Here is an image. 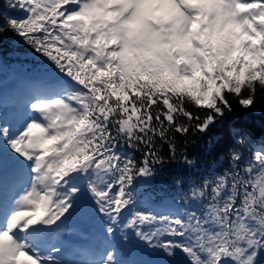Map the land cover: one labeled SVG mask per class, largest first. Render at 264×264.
Instances as JSON below:
<instances>
[{"label": "snow or ice", "instance_id": "snow-or-ice-1", "mask_svg": "<svg viewBox=\"0 0 264 264\" xmlns=\"http://www.w3.org/2000/svg\"><path fill=\"white\" fill-rule=\"evenodd\" d=\"M4 7L0 72L9 37L40 64L7 99L0 80V264H264V120L246 119L264 103V0ZM218 125L215 165L154 194ZM72 217L99 243L69 262L52 234Z\"/></svg>", "mask_w": 264, "mask_h": 264}, {"label": "trees", "instance_id": "trees-1", "mask_svg": "<svg viewBox=\"0 0 264 264\" xmlns=\"http://www.w3.org/2000/svg\"><path fill=\"white\" fill-rule=\"evenodd\" d=\"M0 11L8 12L4 7V0H0ZM17 14V13H12ZM40 58L19 38H7V43L4 45L3 67L13 69L14 71H30L39 67ZM235 103V102H234ZM239 111V106L237 105ZM249 123L254 125V130L259 134V125L264 120V103H258L255 111L248 114L246 117ZM228 125L231 120L226 122ZM218 135L223 137L225 132L221 126L212 129L208 136L192 135L188 139L192 143L188 147L190 158L195 160V164L191 168H185L180 164H170L163 170V176L158 177L153 185L154 194H166L171 191L172 182L174 179L180 178L185 181L189 179H197L207 171H209L216 163L218 156L221 154V149L212 148L208 145L209 137ZM183 138L178 137L177 143H182ZM166 152V146L162 149ZM137 155H139L137 153Z\"/></svg>", "mask_w": 264, "mask_h": 264}, {"label": "rangeland", "instance_id": "rangeland-1", "mask_svg": "<svg viewBox=\"0 0 264 264\" xmlns=\"http://www.w3.org/2000/svg\"><path fill=\"white\" fill-rule=\"evenodd\" d=\"M30 75L31 74H26L21 70L14 71L13 69L11 70L7 67H3V71L0 72V80L3 81V91L5 93L6 99L9 97L12 91L11 88L19 87L20 82ZM8 102L10 103V101ZM85 231L93 232L91 241H86L85 244L80 245V247L88 248L89 246H91V244H96L94 241H97V238L99 236L96 230V226L92 222H85L80 217H72L69 220L65 221V223L61 225L55 233L52 234V237L54 238L52 239V242L61 244L63 247V251H65L67 247H70V250H67L70 251V253L63 252V255L60 257L61 259L65 261H76L75 258H77V255H80V253L78 252V249L72 248L74 244L71 243V241L74 242L75 245L77 243H83L84 239H86ZM81 252L82 255H80L79 259L77 260L86 258L83 251ZM69 257H71L72 259H68Z\"/></svg>", "mask_w": 264, "mask_h": 264}, {"label": "bare ground", "instance_id": "bare-ground-1", "mask_svg": "<svg viewBox=\"0 0 264 264\" xmlns=\"http://www.w3.org/2000/svg\"><path fill=\"white\" fill-rule=\"evenodd\" d=\"M67 250H70V247H67V248L65 249V251H63V252H67Z\"/></svg>", "mask_w": 264, "mask_h": 264}]
</instances>
